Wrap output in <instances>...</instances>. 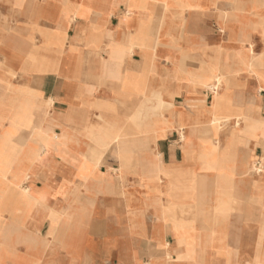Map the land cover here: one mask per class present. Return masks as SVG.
I'll list each match as a JSON object with an SVG mask.
<instances>
[{
	"label": "crops",
	"instance_id": "crops-1",
	"mask_svg": "<svg viewBox=\"0 0 264 264\" xmlns=\"http://www.w3.org/2000/svg\"><path fill=\"white\" fill-rule=\"evenodd\" d=\"M110 1L105 29L117 40L102 76L138 78L146 98L97 83L86 46L106 41L88 39L95 8L73 14L69 0H47L83 66L35 84L70 127L49 137L43 165L25 174L24 152L1 154L19 160L0 169V264H264V0H188L185 19L180 0H147L146 50L132 55L116 48L140 22L127 27L131 3ZM13 10L0 0V20ZM89 115L96 136L77 131Z\"/></svg>",
	"mask_w": 264,
	"mask_h": 264
},
{
	"label": "bare ground",
	"instance_id": "bare-ground-1",
	"mask_svg": "<svg viewBox=\"0 0 264 264\" xmlns=\"http://www.w3.org/2000/svg\"><path fill=\"white\" fill-rule=\"evenodd\" d=\"M5 1L10 4V9L14 10L4 14V16H2L3 19L0 20V39L8 38L13 42L14 46L13 48L8 46L6 48L1 44L0 47V169H2L1 167L3 166L13 167L19 160L18 157L1 156V154L21 151L26 153L24 158H20V160L23 159L25 161L26 174L29 170H33L37 164L43 165L42 156L49 145V137L51 135L65 136L66 132H68L67 128H70L66 122V118L60 123L55 120L56 114L51 112L53 99H45L43 92L35 86V84L41 83L42 81V73L38 69H45L44 74H47L50 73V69L53 67V64L50 62L53 54L50 42L55 39L67 41L70 37L68 36V31H63L56 26L60 13V8L56 4H50L47 0H30V5L27 0ZM124 1L130 2L132 5V9L126 11L128 15L127 27L128 25H132L134 21L145 23L146 20L150 18L147 13V0ZM164 2L168 3L170 0H165ZM180 3L182 5V11L179 14L177 12L175 13L178 14V18L185 19L186 12L190 7H194V5L192 2H188V0H180ZM27 4L29 7H27ZM71 4L77 6L76 11L80 7L89 9L92 12L94 8L96 9L94 14L98 16V21L94 24L87 25L89 29L88 39L97 41L98 38H105L106 43L103 46L91 45L86 47L89 49V55L92 54L96 58L93 63V69L100 73L99 76L95 77L97 83L103 84L109 81L112 84L110 87H119L122 89L130 87L134 98L138 101H142L143 98L145 100L147 95L146 86L142 85V81L138 78L132 77V80L128 81L122 76L120 81H115L102 76L103 54L109 56L111 49L115 48L112 41L117 40L113 37L114 35L111 30L105 29V16L108 13V9L111 7V1L100 0L94 3V5L87 6L86 4H77L75 1L69 0L67 9L70 12L73 10L70 7ZM201 8H206L205 0H202ZM15 10L21 11L20 15L24 16L26 19L24 22L18 18L19 14H16ZM144 13L147 17L141 16ZM222 15L224 16V14L221 13V17ZM160 19H162V17ZM42 20L49 21L50 25L44 24ZM145 31L142 33L144 36L128 31L123 41L126 44L116 49H121L125 53H130L132 55L134 50L138 48L141 52L145 53ZM77 35L76 33V38ZM73 48L74 47L65 45L62 49L63 53L69 55L70 61H64V57L57 56V75L61 74L64 78H70L72 73H79L82 68L83 60L79 59L74 61V57L71 55ZM42 55H44L46 59H42ZM10 58L12 59L11 62L8 60ZM149 67L153 66L149 64ZM145 68L146 63L145 60H143V71ZM224 80V76L217 75L212 86L220 88ZM86 94L81 91L77 93L78 97L83 102L93 101L90 99V93ZM94 100H96V98ZM139 104H141V102ZM142 110L144 111V109H139V111ZM217 120L221 121L219 118H214V121ZM226 120L227 118L224 117V121ZM240 120V118H237V121ZM57 126L61 128L60 132H57ZM77 127L79 133L86 135L93 134L94 136L103 130L99 122L90 115L84 117L81 123H77ZM24 136L29 137L30 140L25 143H21L17 140L18 137ZM6 169L8 171V167ZM11 179L17 180V174ZM25 179L28 180L27 175ZM16 190L17 187L15 191ZM28 190V188H26L25 191L22 189L26 196L23 203L27 209L29 206L33 205V199L29 196ZM22 191L20 189V194ZM15 195L17 194L15 193Z\"/></svg>",
	"mask_w": 264,
	"mask_h": 264
},
{
	"label": "rangeland",
	"instance_id": "rangeland-1",
	"mask_svg": "<svg viewBox=\"0 0 264 264\" xmlns=\"http://www.w3.org/2000/svg\"><path fill=\"white\" fill-rule=\"evenodd\" d=\"M156 1L157 0H150V4H152V2H154V4L156 3ZM161 1V0H160ZM70 7L73 9L72 10V12L73 13H75L76 12V9H77V6L76 5H70ZM145 14V13H144ZM155 19H156V17H154ZM49 30H51V29H49ZM134 31L135 32H138V34H142L144 31H145V23H138V25H136L135 24V29H134ZM139 35V36H140ZM143 35V34H142ZM144 36V35H143ZM71 41V40H70ZM51 44H50V46H51V49H52V52H53V54H52V56H51V59H50V62L53 64V67L50 69V73H55L56 74V58H57V56H61V57H64V61H70V57H69V55H67L66 53H63L62 52V49H63V47L65 46V45H68L69 47H74L73 45H72V41L71 42H69V39L67 40V41H64V40H62V39H55L54 41H51L50 42ZM1 44L2 45H4L6 48H7V46L8 47H11V48H13V46H14V44H13V42L10 40V39H8V38H4V39H0V47H1ZM43 57H42V59H46L45 58V56L44 55H42ZM39 59V58H38ZM10 62L12 61V59L10 58V59H8ZM39 61V60H38ZM38 70H40V72L42 73V75H44V71H45V69H43V68H39ZM62 71V70H61ZM60 72V71H59ZM60 76H62L61 74H60ZM63 77V76H62ZM3 94H4V92H3ZM144 100V98L142 99V101ZM142 101H139V103L140 102H142ZM154 126V125H153ZM153 126H151V125H148V126H146L145 124H144V129H145V127H146V130L148 131V130H150V131H153V129L152 128H154ZM160 126H157V128H159ZM1 138V137H0ZM1 140V139H0ZM17 140L18 141H20L21 143H25L26 141H29L30 140V138L29 137H27V136H24V137H18L17 138ZM17 151H15V153H16ZM26 154V153H25ZM26 156V155H25ZM15 157H17V156H15ZM245 255L246 256H243L242 257V259H240V262L243 260V259H245V260H248V262L251 260V253L250 252H245Z\"/></svg>",
	"mask_w": 264,
	"mask_h": 264
}]
</instances>
